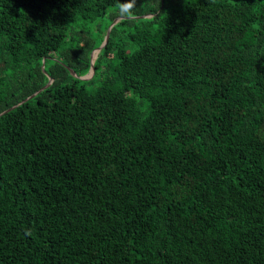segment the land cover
Wrapping results in <instances>:
<instances>
[{"label":"trees","instance_id":"trees-1","mask_svg":"<svg viewBox=\"0 0 264 264\" xmlns=\"http://www.w3.org/2000/svg\"><path fill=\"white\" fill-rule=\"evenodd\" d=\"M0 264H264V0H0Z\"/></svg>","mask_w":264,"mask_h":264},{"label":"water","instance_id":"water-1","mask_svg":"<svg viewBox=\"0 0 264 264\" xmlns=\"http://www.w3.org/2000/svg\"><path fill=\"white\" fill-rule=\"evenodd\" d=\"M110 27H111V26H110ZM110 27H109V29H110ZM109 29H108V31H107V34H106V37H105L104 42L107 41V38H108V35H109ZM100 47H101V46H100ZM100 47H98V50L100 49ZM94 57H95V55H93V58H94ZM93 72H94V68L92 67V68L90 69V71H89L90 75H88V73H87L86 75L81 76V77H82V78H89L90 76H92ZM73 74H75V73L73 72ZM50 81H52V79H50Z\"/></svg>","mask_w":264,"mask_h":264},{"label":"clouds","instance_id":"clouds-1","mask_svg":"<svg viewBox=\"0 0 264 264\" xmlns=\"http://www.w3.org/2000/svg\"><path fill=\"white\" fill-rule=\"evenodd\" d=\"M126 16H131V15H133L134 14V11L131 9V7L128 9V10H126L125 11V13H124ZM96 56V55H95Z\"/></svg>","mask_w":264,"mask_h":264},{"label":"rangeland","instance_id":"rangeland-1","mask_svg":"<svg viewBox=\"0 0 264 264\" xmlns=\"http://www.w3.org/2000/svg\"><path fill=\"white\" fill-rule=\"evenodd\" d=\"M96 53H97V50L94 52V55H96ZM88 75H90V73H88Z\"/></svg>","mask_w":264,"mask_h":264}]
</instances>
